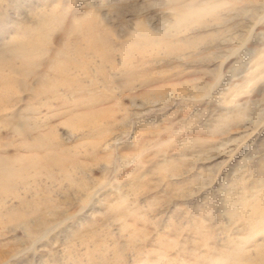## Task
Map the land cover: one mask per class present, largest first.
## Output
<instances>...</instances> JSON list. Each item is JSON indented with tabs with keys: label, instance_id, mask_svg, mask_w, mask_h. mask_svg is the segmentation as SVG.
Wrapping results in <instances>:
<instances>
[{
	"label": "rangeland",
	"instance_id": "1",
	"mask_svg": "<svg viewBox=\"0 0 264 264\" xmlns=\"http://www.w3.org/2000/svg\"><path fill=\"white\" fill-rule=\"evenodd\" d=\"M261 53L264 0H0V264H264Z\"/></svg>",
	"mask_w": 264,
	"mask_h": 264
},
{
	"label": "clouds",
	"instance_id": "2",
	"mask_svg": "<svg viewBox=\"0 0 264 264\" xmlns=\"http://www.w3.org/2000/svg\"><path fill=\"white\" fill-rule=\"evenodd\" d=\"M119 47L117 51L120 52L122 59L124 61L121 65H116L114 61L105 60L100 69V74L105 77L104 81H101L100 84L103 85L106 83L107 74L113 70H133L138 69L143 66L146 62V58L153 55L155 51V47L151 43L150 37L144 34L142 31L137 34V38L135 40H127V41H117L116 42ZM259 65L264 68V53H261L259 60ZM264 79V75L261 76ZM107 139V135L103 137V140ZM103 140L101 142H103ZM235 187V185H227L226 191L228 192V198L231 199V190ZM134 195H126L122 196L120 199L116 200L113 204L109 205L108 212L106 215L114 217L113 222L121 224L123 226V230L127 231L129 229L133 230V238L139 234V239H133V241H138L142 238H146L149 233L147 232V225L151 223L148 220L147 216L141 214L138 211H134ZM126 201L125 204L121 206V202ZM130 217H135L137 221H142L144 227H137L136 223H128ZM103 248L105 251L100 252L99 249L96 251L98 255H94L91 259H89V264H116L115 261L109 259V253L115 252L113 247H109L106 242L103 243ZM101 247V246H100ZM99 247V248H100ZM150 253H139L137 258V264H162L161 260L152 261L148 259ZM143 257V258H140Z\"/></svg>",
	"mask_w": 264,
	"mask_h": 264
},
{
	"label": "snow or ice",
	"instance_id": "3",
	"mask_svg": "<svg viewBox=\"0 0 264 264\" xmlns=\"http://www.w3.org/2000/svg\"><path fill=\"white\" fill-rule=\"evenodd\" d=\"M255 83V81L253 80V81H251V83H250V85H249V87H251L252 86V84H254Z\"/></svg>",
	"mask_w": 264,
	"mask_h": 264
}]
</instances>
